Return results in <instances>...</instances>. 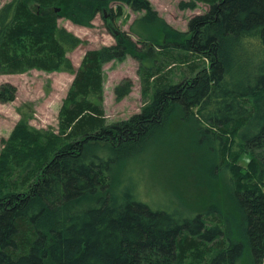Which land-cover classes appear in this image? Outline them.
Here are the masks:
<instances>
[{
	"label": "trees",
	"instance_id": "obj_1",
	"mask_svg": "<svg viewBox=\"0 0 264 264\" xmlns=\"http://www.w3.org/2000/svg\"><path fill=\"white\" fill-rule=\"evenodd\" d=\"M143 12L130 30L108 20L116 43L88 50L75 69L68 53L86 44L59 19L90 26L113 2ZM208 10L185 32L161 19L149 0H12L0 9V76L64 71L74 80L58 132L31 125L29 106L0 153V264H264V0H191ZM162 36V39L158 40ZM137 37L138 40H134ZM139 63L143 108L108 124L104 67ZM133 81L115 88L118 102ZM12 84L0 102L16 99ZM175 112L217 145L238 143L250 172H233V197L244 220L234 239L214 210L185 216L113 191L116 162L136 155ZM109 154V155H108Z\"/></svg>",
	"mask_w": 264,
	"mask_h": 264
},
{
	"label": "rangeland",
	"instance_id": "obj_2",
	"mask_svg": "<svg viewBox=\"0 0 264 264\" xmlns=\"http://www.w3.org/2000/svg\"><path fill=\"white\" fill-rule=\"evenodd\" d=\"M12 0H0V9ZM159 17L174 29L186 32L190 20L208 10L197 4L193 10H181V2L191 0H149ZM121 6L123 15L114 23L124 31L143 17L123 2H113L106 12L96 15L90 26L80 25L68 16L59 19L65 27L80 39L84 46L68 53L75 69H78L85 53L91 49L111 46L116 39L108 28V20ZM138 40L137 37H133ZM162 39L160 38L158 40ZM139 63L132 56L123 61L107 64L104 71L105 111L108 124L129 120L143 108ZM133 81L131 94L121 102L116 100L115 88L124 79ZM74 80V75L64 71H31L23 75L0 76V87L12 84L17 88L13 102H0V153L2 140L7 139L20 120L19 108L29 106L33 112L31 125L39 130L58 132L59 114ZM238 143L224 159L219 157L217 145L199 134L193 122H186L180 112L172 114L163 130L155 133L134 156H126L116 162L113 171V191L125 194L131 189L140 200L153 208L175 209L185 216L214 210L225 219L234 239L243 235L244 220L233 197V172H250V152ZM109 155V154H108ZM243 264H253L249 252Z\"/></svg>",
	"mask_w": 264,
	"mask_h": 264
}]
</instances>
